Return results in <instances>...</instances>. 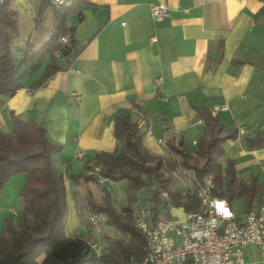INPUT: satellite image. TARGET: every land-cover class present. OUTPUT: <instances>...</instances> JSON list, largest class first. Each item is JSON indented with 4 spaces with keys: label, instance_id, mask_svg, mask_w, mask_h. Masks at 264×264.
I'll return each instance as SVG.
<instances>
[{
    "label": "crops",
    "instance_id": "1",
    "mask_svg": "<svg viewBox=\"0 0 264 264\" xmlns=\"http://www.w3.org/2000/svg\"><path fill=\"white\" fill-rule=\"evenodd\" d=\"M158 4L167 15L153 18L150 7ZM11 6L19 32L11 50L29 45L37 52L52 36L55 8L45 0H11ZM65 26L76 54L69 61L56 57L60 68L51 76L40 80L45 63L23 77L13 95L0 94L2 132L12 130L15 115L41 125L48 140L61 146L51 160L64 177L65 238L93 237L74 221L68 201L70 193L100 200L102 189L69 176L81 173L97 153L114 150L119 112L130 111L147 150L162 157L166 147L157 140L179 134L195 153L203 128L199 110L218 115L224 131L264 132V0H86L67 15ZM223 147L222 168L231 161L245 183L264 185V148L249 150L240 137ZM24 179L17 173L0 190V232L22 207ZM243 264H264L256 247L243 250Z\"/></svg>",
    "mask_w": 264,
    "mask_h": 264
},
{
    "label": "trees",
    "instance_id": "2",
    "mask_svg": "<svg viewBox=\"0 0 264 264\" xmlns=\"http://www.w3.org/2000/svg\"><path fill=\"white\" fill-rule=\"evenodd\" d=\"M86 0H76L67 8H55V25L51 38L37 52L29 45L18 49L19 57L11 52L13 41L18 37V16L12 9L11 0H0V94L11 96L21 87L23 77L34 76L45 64L40 80L51 76L60 67L55 53L70 60L77 50L72 30L66 28L67 15ZM69 33L66 43L59 36ZM74 54H71V53ZM22 70V71H20ZM203 120L202 133L195 153L187 148L181 134L166 139L167 156L151 154L143 143V133L130 111H121L113 120L112 136L114 150L99 152L84 164L81 173L70 175L74 183L82 181L99 185L96 173L110 182H127V204L119 210L113 205L109 190L100 185L102 196L95 200L85 197L84 205L90 213H101L107 226L120 231L124 236L110 238L96 251L88 241L92 237L65 238L64 221L67 212V197L63 173L53 165L52 156L61 151V146L48 140L46 130L39 124L24 121L13 115V128L4 133L0 130V190L13 175L23 173L24 183L19 197L22 207L3 221L0 232V264H134L143 258L144 237L134 223L135 193L151 188L153 204L147 211L151 218H160V212L169 203L186 211L198 209V202L187 203L178 190L170 187L172 174L179 169H192L195 180L210 178L212 195L225 199L232 208L236 199L242 198L243 212L257 210L264 204V185L253 179L249 184L236 175L231 161L222 168L219 163L224 155V143L238 137L249 150L264 148V132L239 135L232 127L224 131L218 115L208 110H199ZM162 192L169 194L162 197ZM90 226V224H89ZM90 229L92 227L90 226ZM44 255L40 261L38 258Z\"/></svg>",
    "mask_w": 264,
    "mask_h": 264
},
{
    "label": "built area",
    "instance_id": "3",
    "mask_svg": "<svg viewBox=\"0 0 264 264\" xmlns=\"http://www.w3.org/2000/svg\"><path fill=\"white\" fill-rule=\"evenodd\" d=\"M75 1L45 0L53 8H67ZM150 14L153 18L163 17L167 9L163 4L152 5ZM68 38L69 33L59 36L58 41L64 44ZM55 57H59V53H55ZM155 84L160 88L159 79ZM157 142L166 147L165 140ZM173 174L182 181L179 196L187 203L198 202V209L185 211L181 219L173 213V208L165 210L169 217L158 219L138 209L134 223L144 237V255L134 264H243V250L249 246L256 247L264 261V204L257 210L237 215L225 199L212 195L210 178L197 182L193 170L185 168ZM96 176L99 185L109 189L108 178L99 173ZM162 197L168 198L169 194L162 192ZM87 218L93 231L100 233L104 215L88 212ZM88 243L92 249H97L94 238Z\"/></svg>",
    "mask_w": 264,
    "mask_h": 264
},
{
    "label": "rangeland",
    "instance_id": "4",
    "mask_svg": "<svg viewBox=\"0 0 264 264\" xmlns=\"http://www.w3.org/2000/svg\"><path fill=\"white\" fill-rule=\"evenodd\" d=\"M12 55L14 58H18V53L17 49L15 46H13L12 50ZM109 193L113 202V205L115 206L116 209H120L121 207H124L127 204V198L125 194V188L127 185V182L125 180L119 181V182H109ZM182 186V181L176 177L175 175L172 176L171 182H170V187L172 189H180ZM93 192L101 193V191L93 187ZM151 188H143L135 193V197L137 198V203L134 205V210L135 212L138 209H144L148 211L150 207L152 206L153 202L150 200V194H151ZM243 199H236L233 204H232V209L233 211L241 215L243 214ZM69 209L71 211H75L76 216H74V221L79 224V227H81L86 234H88L89 231L92 232V235L94 240L97 242V249L96 251H100V249L105 245L106 241L110 238H119L123 237L124 235L116 230L113 227L107 226L102 223V230L100 233H96L95 231H92L93 229H90L89 223H88V211L86 210V207L84 205V201L77 195L70 193V198L68 201ZM173 208V213L177 215L178 217L181 216V214L185 213V209H180L169 203L167 206H165L164 209L161 210L160 212V218H166L169 217L170 215L165 213V210ZM67 214V212H66ZM66 220V219H65ZM65 223V221H64ZM105 229V231H103ZM43 254L38 258V261H40L41 257Z\"/></svg>",
    "mask_w": 264,
    "mask_h": 264
}]
</instances>
